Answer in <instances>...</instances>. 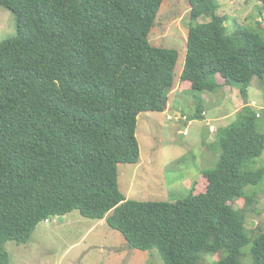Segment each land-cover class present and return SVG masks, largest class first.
I'll list each match as a JSON object with an SVG mask.
<instances>
[{"label":"trees","instance_id":"1","mask_svg":"<svg viewBox=\"0 0 264 264\" xmlns=\"http://www.w3.org/2000/svg\"><path fill=\"white\" fill-rule=\"evenodd\" d=\"M261 5L264 19V0ZM166 0H0L16 34L0 41V264L7 241L29 242L37 225L78 209L106 219L130 248L157 249L165 264H264V229L246 232L249 186L264 182L261 115L249 102L264 83V39L247 27L229 32L216 0H188L191 23L180 79L205 119L202 93L236 86L245 99L217 129L216 165L175 202L129 199L118 164L141 160L138 116L164 111L176 84L179 51L149 35ZM201 17L210 20L201 22ZM222 79V83H220ZM245 199L246 205L235 203ZM204 264V263H203Z\"/></svg>","mask_w":264,"mask_h":264},{"label":"rangeland","instance_id":"2","mask_svg":"<svg viewBox=\"0 0 264 264\" xmlns=\"http://www.w3.org/2000/svg\"><path fill=\"white\" fill-rule=\"evenodd\" d=\"M216 1L219 5L217 12L227 16L229 32L244 26L264 39L260 2ZM199 20L205 22L210 19L201 17ZM190 23L188 0H166L156 27L149 35V42L153 46L179 51L177 81L169 92L168 109L145 111L138 116L140 162L118 164L119 188L129 199L175 202L188 197L194 182L199 179L201 188L198 187L196 193L201 192L207 185L206 180L201 178L203 172L213 168L220 157L219 149L211 145L216 139L217 129L233 122L236 112L245 103L238 87L233 86V90L228 92V86H223L216 92L202 93L205 119H195L188 124L187 120L176 118L177 109H182L186 115L196 110L193 95L183 89L185 85L180 79L187 58ZM15 34L14 12L0 5V41ZM254 80V85L249 89V99L252 104L255 103V109L261 115L259 121L264 126V83L258 77ZM253 99L255 101L252 102ZM210 124L214 131L210 130ZM211 133L214 136L210 138ZM255 167H264V152L257 159ZM247 189L254 194L253 202L249 205L254 210L249 212L246 226V232L252 237L258 227L264 229V182ZM244 205L245 199L235 203L236 207ZM251 246L244 249V264H252ZM5 249L10 264H165L157 249L142 251L130 248L124 236L106 221L100 223L99 220L85 217L78 209L67 213L64 220L55 216L40 222L29 242L18 244L7 241ZM223 255V252H219L203 259L202 264H214Z\"/></svg>","mask_w":264,"mask_h":264},{"label":"crops","instance_id":"3","mask_svg":"<svg viewBox=\"0 0 264 264\" xmlns=\"http://www.w3.org/2000/svg\"><path fill=\"white\" fill-rule=\"evenodd\" d=\"M255 80H256V79H255ZM255 80H254V81H255ZM219 81H220V83H222L221 79H220ZM254 81H253V85H254ZM224 86H226V85H224ZM226 87H227V86H226ZM227 88L230 89L228 92H231V90H233V87H231V86H228ZM227 88H226V89H227ZM224 89H225V88H224ZM181 91L183 92L184 90H181ZM253 101H255V99H253L252 102H253ZM249 102H250V104H251L252 106H254V107L256 106L255 103H254V104L251 103L250 99H249ZM243 105H244V104H242V106H243ZM242 106H241V107H242ZM241 107H240V108H241ZM166 108H167V109L169 108V104L167 105ZM175 112H176V118H177L178 120H182V121H183V120H184V121L187 120V117L183 115L184 111H183L182 109H177ZM224 117L226 118V116H224ZM224 117H223V118H224ZM169 118H172V117L169 116ZM205 118H206V116H205ZM189 122H190V121H189ZM189 122H188V124H189ZM187 130H188V129L185 130L186 133L188 132ZM211 134H212V135L210 136V138L214 136L213 133H211ZM210 138H209V139H210ZM209 141L211 142V140H209ZM64 217H65V216H63V220H64ZM104 221H106V219H101V220H99L100 223H104ZM106 222H107V221H106Z\"/></svg>","mask_w":264,"mask_h":264},{"label":"built area","instance_id":"4","mask_svg":"<svg viewBox=\"0 0 264 264\" xmlns=\"http://www.w3.org/2000/svg\"><path fill=\"white\" fill-rule=\"evenodd\" d=\"M210 130H211V131H214V127H213V125H211V124H210ZM47 220H48V219H47Z\"/></svg>","mask_w":264,"mask_h":264},{"label":"water","instance_id":"5","mask_svg":"<svg viewBox=\"0 0 264 264\" xmlns=\"http://www.w3.org/2000/svg\"><path fill=\"white\" fill-rule=\"evenodd\" d=\"M167 106V105H166ZM60 220H63V216H60Z\"/></svg>","mask_w":264,"mask_h":264}]
</instances>
